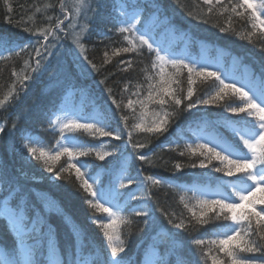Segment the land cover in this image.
<instances>
[{
    "label": "snow or ice",
    "instance_id": "obj_1",
    "mask_svg": "<svg viewBox=\"0 0 264 264\" xmlns=\"http://www.w3.org/2000/svg\"><path fill=\"white\" fill-rule=\"evenodd\" d=\"M102 3L103 0H73L72 3L59 0L57 15H47L39 22L35 16H31L30 24L24 19L16 22L23 32L34 38L29 43L20 45L0 36V52L8 53L7 57L0 56V59L22 57L27 53L20 69H12V82L0 94V110L18 101L22 94H27L28 89L47 70L53 59L59 69L63 49L68 42L77 58H82V62L90 66L92 71L100 73L103 70V66L88 59L84 43L91 32V22ZM202 3L207 6L204 16L210 17L214 10L219 15H228V27H221V32L232 30L231 23L235 17L246 20L250 26L251 31L246 32L250 42L255 36L264 39V0H202ZM4 4L8 13L14 11L9 0H4ZM56 10L57 5L52 3L42 9L35 7V12L41 16ZM121 16L124 18L115 31L122 38L123 46L113 48L111 54L105 50L103 65H110L113 58H119L123 54L140 58L147 53L150 64H145L141 69L148 82L146 95L144 86L139 83L132 85L129 81L122 89V92H129L131 88H135L129 95L137 99L129 98L124 108L135 113L139 106V122L130 128L129 118L123 116V127L113 129L103 118H92L93 122H87L89 118L63 112L50 118L48 123L49 129L59 132V139L52 148L43 146L37 137H29L21 145L28 156L56 180L65 179V173L71 177L74 172L77 187L87 194L86 203L93 210L91 219L102 230L108 256L102 261L99 258L46 262L26 260L23 264H125L122 258L127 247L123 238L124 229L127 228L128 235H131L134 218H142L144 228L141 231L147 230L149 225L156 222V212H160L172 229L187 232L190 236L193 233L198 234L205 225L220 222V226L210 236L190 240L203 264H208L209 261L211 264H257L255 259L242 254H264V78L258 88L251 84L229 82V78L220 72L186 58H178L162 47L147 25L143 28L139 26L143 20L140 13L133 11L131 14L121 13ZM5 19L8 23H13L11 15ZM138 62L143 63L142 60L120 59L117 69L127 73ZM185 72L186 92L183 87ZM106 79L100 83H106ZM208 82L212 83L213 90L200 99L196 96L197 89L194 85ZM106 92L111 104L119 111L121 102L114 98L112 88H107ZM199 105L223 107L226 113L232 115L223 116L222 123L218 126L206 122L203 128L193 131L191 139L184 140L183 146L177 143L169 150L189 160L187 164L175 163V173H181L186 168L204 169L209 182L188 185L172 183L153 175L145 176L143 166L156 165L150 155L141 152L149 149V144L133 143V134H144L158 140L169 132L181 113L196 109ZM20 118L21 114H17L10 132H15L16 121ZM246 118L252 119L248 121ZM6 127V123L0 124V133ZM207 128H212V131H207ZM220 128L229 131L232 139H226ZM81 132L88 133L99 146L80 143L77 134ZM125 133L128 139L123 147L117 144L107 150L108 146L100 142L101 138L123 141ZM181 139L184 137L181 136ZM238 145H242V148ZM129 146L132 149L129 159L142 162V167L132 175L127 166H122L107 186L98 177L92 176L80 159L94 157L95 161H106L109 157L123 153ZM61 157H67V167L61 166L56 170V163ZM165 185L179 190L178 202L183 206L186 215L182 212L177 217L174 211L168 212L154 207L156 201L153 199V189L159 190ZM133 187L139 194L133 193ZM133 202L134 207L131 206ZM97 213L106 215L98 216ZM172 235H176V232ZM2 264L19 262L9 260Z\"/></svg>",
    "mask_w": 264,
    "mask_h": 264
},
{
    "label": "trees",
    "instance_id": "obj_2",
    "mask_svg": "<svg viewBox=\"0 0 264 264\" xmlns=\"http://www.w3.org/2000/svg\"><path fill=\"white\" fill-rule=\"evenodd\" d=\"M72 2L73 0H68V3ZM124 2L127 11H143L145 14L139 25L141 28L147 18L154 13H159L165 20V26L172 29L174 35L180 36L182 41L184 39L189 41V47L194 55L200 53L201 45H207L211 52L221 50L227 56L237 58L241 65L249 67L252 73L260 79L264 78V39L255 36L251 42L249 41L246 32L251 31V28L246 20L233 17L232 30L221 32V27H228V15H219L214 10L210 17L204 16L203 13L207 6L203 5L202 0H124ZM9 3L14 9L12 13H8L4 0H0V36H5L20 45L27 44L34 38L23 32L22 27L17 26V21L24 19L30 24L29 17L31 16H35L39 22L47 15L58 14L59 0H9ZM49 3L57 5L55 12L49 11L44 16L35 12V7L42 9ZM117 3V0H103L101 8L91 22L88 39L84 41L88 59L98 66H103L100 73L92 71L90 66L82 62V58L78 59L68 42L63 49L60 68H57V62L53 59L47 70L28 89L27 94H22L18 101L0 110V124H7L4 132L0 133V183L5 193L13 197L12 204L25 210L29 218L37 214L42 217L41 232L39 234L34 232L29 237L31 248L27 253V260L40 262L48 260L46 235L49 231L57 245L60 260L80 261L89 257L90 260L99 258L102 261L108 256L102 230L91 219L93 210L86 203L87 194L78 189L74 172L71 177L65 173V179L56 180L37 161L31 159L21 145L25 139L37 137L43 146L52 148L59 139V132L49 129L48 123L50 118L61 110L64 103L72 106L81 104L88 116L94 110L98 111L113 129L123 127L121 120L123 116L129 118L130 128L139 122L137 118L140 112L139 106L136 107L135 113L124 108L129 98L137 99L129 95V92L135 91V88H131L129 92H122V89L129 81L132 85L139 83L144 86L146 95L148 82L141 69L145 64H150L147 53L145 52L140 58L132 54H123L119 58H113L110 65H103L105 50L111 54L113 48L123 46L122 38L115 31L119 22L124 18L116 10ZM8 15L13 18L11 24L5 19ZM194 17L202 18L195 19ZM204 20L208 22L205 23ZM160 31L162 33L164 29ZM164 36L167 40L170 39L169 31L166 30ZM7 55L6 51L0 52V56L7 57ZM26 58L27 53L22 57L13 56L11 59H0V94L5 92L12 82V69L15 67L19 70L23 59ZM120 59L142 60L143 63L134 64L133 70L125 73L117 69ZM113 73L115 74L111 75ZM105 79L106 83H100ZM186 79L185 72L183 85L185 92ZM194 87L197 89L196 96L200 99L204 98L205 93L210 94L213 90L211 82L198 83ZM107 88H112L114 98L121 102L119 111L111 104L106 92ZM17 114H21V118L16 121L15 132H10L9 129L12 128ZM231 115L226 113L223 107L199 105L196 109L181 113L169 132L158 140L144 134L134 133L132 142L148 143L149 149L141 150V152L150 155L156 165L155 167L144 165L143 174L163 178L172 183L188 185L194 182L208 183L204 169L186 168L181 173H175L173 170L175 163L187 164L189 160L169 149L175 147L177 143L183 146L184 140L191 139L193 131L203 128L206 122L219 125L222 123L223 116ZM246 119L251 121L252 118ZM221 129V133L231 140V133ZM206 130L212 131V128ZM181 136L184 139H181ZM77 137L89 144L98 143L88 133H78ZM127 139L125 133L123 141L101 138L100 142L110 140L124 144ZM238 146L242 148V145ZM131 152L132 149L129 146L123 153L109 157L106 161H95L94 157L81 159L90 163L91 173L101 171L103 184H105L109 183L111 177L122 167L123 154L129 155ZM128 160V169L132 175H135L136 170L142 167V162L129 158ZM61 166L67 167V157H61L56 163V170ZM178 192L179 190L168 188L167 185L159 190L153 189V199L156 201L154 207L168 212L174 211L177 217L182 212L186 215L183 206L178 202ZM38 194L51 198L57 207L50 208L44 205L39 200ZM131 206L134 207L135 203ZM96 215L106 214L97 213ZM155 215L156 222L149 225L145 231H141L144 228L142 218H134L135 224L131 235H128L127 228L124 229L123 238L127 247L122 258L125 264H144V259L151 247L158 251V264H203L190 240L210 236L212 231L220 226V222L205 225L198 234L193 233L190 236L187 232L172 229L160 212H156ZM173 232H176V235H172ZM0 249L6 256L3 260L0 258V264L8 259L22 264L18 238L7 220L1 216ZM242 255L255 259L257 264H264L262 253ZM208 264L211 262L209 261Z\"/></svg>",
    "mask_w": 264,
    "mask_h": 264
},
{
    "label": "rangeland",
    "instance_id": "obj_3",
    "mask_svg": "<svg viewBox=\"0 0 264 264\" xmlns=\"http://www.w3.org/2000/svg\"><path fill=\"white\" fill-rule=\"evenodd\" d=\"M117 2L118 3L116 4L117 6L116 10L118 12L128 13V14H131L133 12V11H127L126 9L127 7L124 4L125 3L124 0H122L121 2L117 0ZM136 12L140 13L142 16L145 15L143 11H136ZM143 23H144L143 27L147 25L149 31L152 33L157 43H159L162 47L173 52L178 58H186L189 61L197 62L201 65H206L210 67L211 70L218 71L224 77H228L229 82L236 81L242 84H251L256 86L257 88L260 86L261 79L258 76L254 75L250 68L241 65V63L237 58L233 56H227V54L221 50L213 53L211 52V49L207 45H201L200 53L198 55H194L189 47L190 46L189 41L187 39H184L182 41L180 36L178 37L174 35L173 30L165 26V20L160 16L159 13L152 14ZM162 29H164V31L161 33L160 30ZM166 30L167 32L169 31L170 33V39L168 40L164 36ZM170 70L171 69H169V71ZM63 112H67L70 115H79L85 118H89L87 122H93L92 118H103V116L100 115L96 110H94V112L88 116L86 112L83 111L81 104L72 106L68 103H64L61 110L53 115V118L55 117V115L63 114ZM77 139L80 143L91 145L89 143L82 141L78 137ZM102 143L108 146L107 150H111V147H114L117 144H120L121 147L123 146V144L121 143L118 142L114 143L111 142L110 140L102 141ZM96 145L99 146L98 143H96ZM122 158H123V161L121 162L122 166L128 167L129 155L125 153L123 154ZM82 162L86 165L87 171L92 176L98 177L103 184V180H102L103 175H101V171H95L94 173H91V166L88 167L90 163L84 160H82ZM107 184L108 183L106 182L103 185L107 186ZM132 191L134 194H139L136 192V189L134 187L132 188ZM37 196L39 200L43 202L44 205L50 208L57 207L55 202L51 198L40 194H38ZM12 200L13 197L8 196V194L5 193V191L3 190V186L0 183V216L4 217L7 220L12 231L18 238L19 255H20L21 263L23 264V262L27 260L26 256L27 253L29 252V249L31 248V243L28 241L30 235L34 232L38 234L41 232L42 217L39 214H37L36 216L29 218L28 213L25 210L23 211L22 209L18 208V205L12 204ZM132 204H134V202ZM10 213H15V214H10ZM46 238H47L46 253L48 260L60 261V257L58 253L59 251L55 243V240L53 238V235L50 231L47 232ZM5 257L6 256L4 252L0 249V258L3 260ZM157 258H158V251L153 249V247H151L144 259V264H149V262H157ZM9 260H13V259H8L7 261ZM86 260H90V258L88 257Z\"/></svg>",
    "mask_w": 264,
    "mask_h": 264
}]
</instances>
